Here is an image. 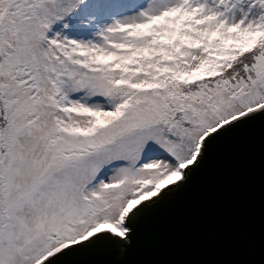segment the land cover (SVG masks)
<instances>
[{"label":"snow or ice","instance_id":"6c2138e0","mask_svg":"<svg viewBox=\"0 0 264 264\" xmlns=\"http://www.w3.org/2000/svg\"><path fill=\"white\" fill-rule=\"evenodd\" d=\"M0 264H264V0H0Z\"/></svg>","mask_w":264,"mask_h":264},{"label":"water","instance_id":"95a60500","mask_svg":"<svg viewBox=\"0 0 264 264\" xmlns=\"http://www.w3.org/2000/svg\"><path fill=\"white\" fill-rule=\"evenodd\" d=\"M246 200L245 193L225 177L216 181L208 192L179 213L173 228L196 239L212 235L224 239L245 217Z\"/></svg>","mask_w":264,"mask_h":264}]
</instances>
